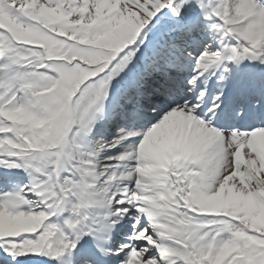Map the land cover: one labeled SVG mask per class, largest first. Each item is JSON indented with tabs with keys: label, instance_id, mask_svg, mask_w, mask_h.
Instances as JSON below:
<instances>
[{
	"label": "snow or ice",
	"instance_id": "1",
	"mask_svg": "<svg viewBox=\"0 0 264 264\" xmlns=\"http://www.w3.org/2000/svg\"><path fill=\"white\" fill-rule=\"evenodd\" d=\"M0 264H264V0H0Z\"/></svg>",
	"mask_w": 264,
	"mask_h": 264
}]
</instances>
